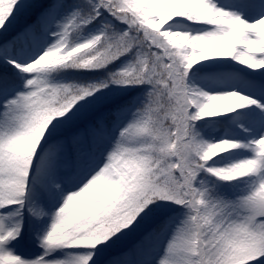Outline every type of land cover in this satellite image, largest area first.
<instances>
[{
  "label": "snow or ice",
  "instance_id": "obj_1",
  "mask_svg": "<svg viewBox=\"0 0 264 264\" xmlns=\"http://www.w3.org/2000/svg\"><path fill=\"white\" fill-rule=\"evenodd\" d=\"M0 264H264V0H0Z\"/></svg>",
  "mask_w": 264,
  "mask_h": 264
}]
</instances>
